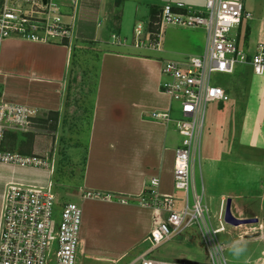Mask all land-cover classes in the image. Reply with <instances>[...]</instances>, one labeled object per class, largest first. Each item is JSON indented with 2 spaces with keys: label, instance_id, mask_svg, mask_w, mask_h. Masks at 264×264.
Here are the masks:
<instances>
[{
  "label": "crops",
  "instance_id": "obj_1",
  "mask_svg": "<svg viewBox=\"0 0 264 264\" xmlns=\"http://www.w3.org/2000/svg\"><path fill=\"white\" fill-rule=\"evenodd\" d=\"M124 1L127 0H78V14L76 9L70 41L63 40L57 44L13 37L0 40V99L9 104L28 106L36 112L32 132L7 131L1 148L22 156L53 153V139L57 134L52 126L65 106L64 92L72 47L93 44L101 51L94 73L90 114L85 133L80 136L84 159L76 187L82 193L97 192L102 196L136 201L137 207L147 211L149 218L154 220V210L137 202L145 194L150 178L159 179L158 195L180 199L166 184L167 171L172 176L177 148L170 143L168 136L169 131L175 132L174 126L171 122L152 118L153 114L169 113L172 105L159 90L162 81L160 68L162 62L169 59L168 56L181 59L192 56V46L191 40L187 39L186 48L182 49L168 45L154 51L134 48L135 26L130 35L122 29ZM254 1H259L256 7ZM63 2L68 5L67 1ZM242 5L251 13L252 19L243 22L233 36L240 50L247 56L250 53L254 55L257 47L264 44V0ZM158 8L160 14L162 7ZM66 11L64 9L63 13L67 14ZM112 36L117 38L116 41L112 40ZM237 68H240L238 73ZM226 76L230 81L222 89L228 98L225 102H229V109L223 110L225 113L219 111L223 113L222 117L211 116V122L206 127L202 150L200 148L199 158L194 164L198 170L199 192L194 168L193 191L206 205L203 199L214 196H206L209 179L203 181V177L209 173L219 175L224 171L225 177L222 174L219 176L222 187L215 198H219V202L230 198L235 217L244 220L246 213L232 205L231 199L242 198V195L228 185L238 178L241 182L245 181L242 167L264 172V75L254 76L248 65H239L233 74ZM18 135L24 137L21 142ZM235 172H240L239 177ZM46 178V173L42 171L0 164V203L7 182L43 184ZM118 203L122 206L127 204ZM149 233L142 238L143 241L148 239ZM79 240V257H85L86 249L89 253L94 252L83 222Z\"/></svg>",
  "mask_w": 264,
  "mask_h": 264
},
{
  "label": "built area",
  "instance_id": "obj_2",
  "mask_svg": "<svg viewBox=\"0 0 264 264\" xmlns=\"http://www.w3.org/2000/svg\"><path fill=\"white\" fill-rule=\"evenodd\" d=\"M63 1H67L68 5ZM201 1L205 4L203 12L184 7L181 2L164 4L159 14L158 34L151 35L145 30L143 33L141 24L133 31V47L149 50H159L160 31L165 26L203 28L206 34L201 56L165 60L161 64L159 90L171 102L179 104L181 113V120L173 122L182 142L174 151L172 179L173 188L182 191L184 198L177 200L171 196H160L156 192L159 179L148 180L146 192L137 202L166 216L149 233L147 241L151 248L128 264H189L157 261L147 256L155 247L192 225L198 226L208 245L211 264H228L223 255L227 248L215 239L216 235L226 232V227L234 228L224 221L226 202L220 201L217 225L212 227L209 208L193 191V168L199 158L206 106L228 100L221 87L212 85L213 76L231 75L239 65H248L255 76L264 75V44L259 45L251 57L237 47L232 31L252 19L241 0ZM77 2L0 0V40L13 37L40 43L70 41ZM64 9H71V15L66 16ZM116 39L112 36V40ZM35 113L28 106L9 104L0 99V164L42 171L48 178L54 174L53 156H22L1 148L7 131L32 132ZM152 118L172 122L169 113L153 114ZM52 187L49 180L43 184L9 181L4 185L0 203V264H77L81 253L79 234L82 212L76 204L65 203L59 216L54 218L55 196ZM189 192L191 198H188ZM81 199L111 201L113 198L86 191ZM119 202L126 204L127 200L120 199ZM176 202H181L180 208L176 207ZM248 232L252 233L249 234L251 239L264 244V214L258 227H251ZM238 240L242 242L243 237Z\"/></svg>",
  "mask_w": 264,
  "mask_h": 264
},
{
  "label": "rangeland",
  "instance_id": "obj_3",
  "mask_svg": "<svg viewBox=\"0 0 264 264\" xmlns=\"http://www.w3.org/2000/svg\"><path fill=\"white\" fill-rule=\"evenodd\" d=\"M177 2H181L184 7H190L199 12L204 11L205 4L201 0H127L122 4L123 8L121 6V22L124 33L130 35L133 27L141 24L143 33L146 28L149 34H158V7H162L164 4L173 5ZM249 2H253V0H241L242 4H248ZM258 2L254 1L255 7ZM151 5L155 7H151ZM152 8L154 9V14H152ZM76 9L78 14V5ZM66 12L67 16L71 15V9H67ZM205 34L206 32L203 28L188 29L165 26L161 31L159 43L161 48L168 45L182 49L186 48L187 39H190L192 55L201 56L205 46ZM231 34L233 35L234 32L232 31ZM100 49L93 44H81L77 47H72V60L64 92L65 106L62 110V115L57 118L52 126L54 127L53 131L57 135L53 139V153L47 155L54 157V174L46 178V181L49 180L53 184L52 191L55 196L54 218L59 216L61 206L65 203L76 204L83 213H81L83 227L91 240L94 252L89 253L86 249L85 257H79L77 264H128L132 259L151 248L152 245L146 239L143 241L142 238L148 235L149 231L155 227L156 222H163L166 214L155 212L154 220H151L147 211L137 207L136 201L127 200L128 205L122 206L118 202L124 198H113L111 203L98 201V199L82 200L80 198L82 192L76 187L82 172L84 159V146L80 136L85 133L90 114V99L94 89V73ZM251 56V53L248 54V57ZM168 58L166 60L181 59L178 56L175 58L168 56ZM239 70L240 68H237V73ZM242 70L245 72L243 68ZM229 81V76L214 75L212 85L224 88L229 84ZM237 87H239L238 84ZM227 107L229 109V102H215L206 106L203 130L200 137L201 150V143H203L206 129L211 122V116L222 117L223 113H225L223 110L227 109ZM221 110L223 113L219 112ZM169 117L172 124L181 120L178 103L172 102ZM223 124L224 120L221 121V125ZM168 136L170 143L175 148L181 145L182 138L177 133L169 131ZM23 138L22 135H18L19 142ZM194 169L198 193L199 184L196 165ZM241 171L245 181L241 182L238 178V180L234 179L233 183L229 184L230 186L228 185V187L235 188L242 195V198H231L232 205H236L239 210L245 212L246 219H257L259 224L263 219L264 213V199L262 200L264 198V172L255 171L251 167H242ZM239 173L235 172V175L239 177ZM221 174L223 176L225 172L222 171L219 175L215 173L211 175L209 173L207 177H203V181L209 179L210 183H208L210 190L205 188L206 196L208 194L214 196V198L203 199L210 210L209 217L212 227L217 225L216 214L219 212L220 202L219 198L215 197L218 190L222 187L219 179ZM226 176L232 177L230 175ZM171 177L167 171L166 184L169 186V190L171 189L176 198L183 199L184 193L175 191L172 188L173 179ZM261 195L262 197L260 198ZM188 198H191L190 192ZM175 205L180 208L181 202H176ZM231 213L235 216L232 209ZM258 224L250 223L234 226V228L226 227L225 233L216 235L215 239L217 242L227 248L223 255L228 264H264V244L248 237L252 235L251 232H248V229L258 227ZM239 237H243L242 242L238 240ZM203 238L198 226L192 225L190 228L181 230L170 240L155 247L147 258L169 263L181 261L189 264H211L208 245ZM121 252L125 253L118 256Z\"/></svg>",
  "mask_w": 264,
  "mask_h": 264
},
{
  "label": "water",
  "instance_id": "obj_4",
  "mask_svg": "<svg viewBox=\"0 0 264 264\" xmlns=\"http://www.w3.org/2000/svg\"><path fill=\"white\" fill-rule=\"evenodd\" d=\"M231 201L230 199L226 200L225 209H224V221L232 226H239L244 224L256 223L257 219H238L232 215L230 209ZM264 211V210H263ZM264 214V213H263ZM251 238V236H248Z\"/></svg>",
  "mask_w": 264,
  "mask_h": 264
},
{
  "label": "trees",
  "instance_id": "obj_5",
  "mask_svg": "<svg viewBox=\"0 0 264 264\" xmlns=\"http://www.w3.org/2000/svg\"><path fill=\"white\" fill-rule=\"evenodd\" d=\"M152 14H154V11H152Z\"/></svg>",
  "mask_w": 264,
  "mask_h": 264
}]
</instances>
